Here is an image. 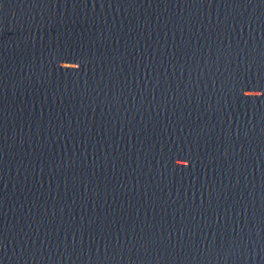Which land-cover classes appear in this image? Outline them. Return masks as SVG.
I'll list each match as a JSON object with an SVG mask.
<instances>
[{"label":"water","instance_id":"obj_1","mask_svg":"<svg viewBox=\"0 0 264 264\" xmlns=\"http://www.w3.org/2000/svg\"><path fill=\"white\" fill-rule=\"evenodd\" d=\"M0 264H264V0H0Z\"/></svg>","mask_w":264,"mask_h":264}]
</instances>
